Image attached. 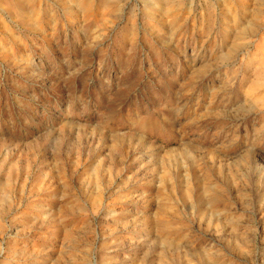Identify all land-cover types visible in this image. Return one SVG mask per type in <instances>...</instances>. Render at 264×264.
<instances>
[{
  "label": "rangeland",
  "instance_id": "obj_1",
  "mask_svg": "<svg viewBox=\"0 0 264 264\" xmlns=\"http://www.w3.org/2000/svg\"><path fill=\"white\" fill-rule=\"evenodd\" d=\"M261 3L0 0V264H264Z\"/></svg>",
  "mask_w": 264,
  "mask_h": 264
},
{
  "label": "bare ground",
  "instance_id": "obj_2",
  "mask_svg": "<svg viewBox=\"0 0 264 264\" xmlns=\"http://www.w3.org/2000/svg\"><path fill=\"white\" fill-rule=\"evenodd\" d=\"M262 1L264 0H259V3H260V6L262 5ZM259 17V10L257 9L256 10V13L254 14V16L252 18H258ZM253 22H255L253 20ZM256 23V22H255ZM255 23H252L251 24L249 23L248 27L247 28H242V27H239L237 29V33L235 34L236 35V38H242L245 34L247 35H251L252 34V31L253 29L255 28ZM258 24V23H257ZM244 38V37H243ZM237 46L236 44H233L232 45V48H231V51L234 52V49H236ZM231 53V52H230ZM258 72V75H257V79L260 77L261 80L264 78V71L263 70H259L257 71ZM259 83V82H257ZM209 189V188H208ZM211 189V188H210ZM211 194V193H210ZM212 199V198H211ZM204 201V200H203ZM233 226V225H232ZM169 228V227H168ZM234 228V227H232ZM175 233V232H174ZM201 263L202 264H219L218 260L216 257H214L213 255L211 254H203L202 257H201Z\"/></svg>",
  "mask_w": 264,
  "mask_h": 264
}]
</instances>
